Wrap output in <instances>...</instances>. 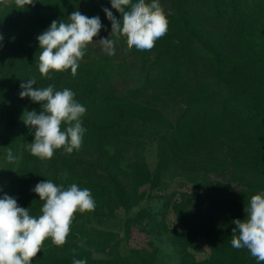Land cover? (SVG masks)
<instances>
[{"label":"trees","instance_id":"obj_1","mask_svg":"<svg viewBox=\"0 0 264 264\" xmlns=\"http://www.w3.org/2000/svg\"><path fill=\"white\" fill-rule=\"evenodd\" d=\"M159 3L168 30L152 50L130 49L124 38L115 51L126 52L130 63L105 54L88 64L84 60L95 54L86 48L74 77L68 69L48 80L38 70L36 38L52 21L67 23L79 11L99 16L111 31L103 9L118 20L120 13L110 0H34L24 10L16 9L14 0H0V148L6 162L9 149L16 157L9 168L15 166L18 206L39 216L43 201L32 189L46 179L65 189L73 183L87 188L95 202L94 210L74 214L62 247L46 239L32 264H73L74 258L86 264H257L231 240L234 221L244 220L251 196L264 191V0ZM136 67L141 87L118 90L116 77ZM33 77V88H69L86 107L79 150L58 149L50 160L30 153L34 129L23 115L39 114L41 104L19 93L20 84ZM170 108L180 111L175 120L163 112ZM146 139L159 144L156 171L145 158ZM214 170L219 173L212 177ZM167 174L183 178L178 186L186 191L179 198L176 191L164 194L160 214L145 209L130 216L150 191L167 185ZM170 215L180 232L170 231ZM135 229L169 235L180 262L162 263L153 242L130 246ZM203 242L210 255L198 260Z\"/></svg>","mask_w":264,"mask_h":264},{"label":"clouds","instance_id":"obj_2","mask_svg":"<svg viewBox=\"0 0 264 264\" xmlns=\"http://www.w3.org/2000/svg\"><path fill=\"white\" fill-rule=\"evenodd\" d=\"M110 3L121 16L118 20L108 8L103 9L111 21L110 34L114 38L94 41L102 28L101 20L99 16L89 18L79 11L72 12L67 23L52 21L37 36L41 50L38 70L42 77L52 80V73L68 69L74 77L87 46L93 42H98L102 50L112 56L115 55L114 45L121 37L130 49L150 51L156 41L166 35L168 20L159 0H151V3L110 0ZM14 5L24 10L34 5V0H14ZM33 85H36L35 77L22 82L19 93L20 98L27 97L41 104L39 114L32 110L23 115L24 123L34 129V140L28 145L30 153L41 160H50L58 149L68 154L79 150L87 131L82 126L86 107L75 99L76 93L69 88L56 90L52 84L43 88H33ZM62 123L66 125L64 130ZM15 159L9 149L8 162ZM32 191L43 201L39 216L30 215L29 208L18 206L11 196L0 198V264H32L49 238L55 246L62 247L67 242L74 214L90 212L95 207L91 191L75 183L65 189L46 179L37 183ZM244 211L246 218L234 221L231 246L247 249L257 264H261L264 262V191L251 196ZM73 264H86V261L74 258Z\"/></svg>","mask_w":264,"mask_h":264},{"label":"rangeland","instance_id":"obj_3","mask_svg":"<svg viewBox=\"0 0 264 264\" xmlns=\"http://www.w3.org/2000/svg\"><path fill=\"white\" fill-rule=\"evenodd\" d=\"M111 31L105 28L102 25V28L99 32V34L94 37V41H99L102 38H114L111 36ZM124 38L121 37L120 40L114 45V47H117L118 43L120 41H123ZM118 48V47H117ZM115 48V49H117ZM87 49L92 50L95 55L90 54L88 56V61L84 60L85 63H92L93 60H96L99 58V56H103L106 53L102 50L101 45L98 42H93L92 44H89L87 46ZM118 61L123 60L125 57L129 60V63L131 62V58L126 56V52L120 51V54L115 51L114 57ZM129 65H127L128 68ZM126 70V69H125ZM143 82L142 75L140 74L139 67H136L134 71H128L127 74H123L121 76L116 77L115 84L118 90L121 92L126 91L131 88H137L141 87ZM164 114L169 117L172 120H175L177 116L179 115L180 111L175 110L174 108H170L168 110L164 109ZM1 114V110H0ZM148 139H146L147 141ZM146 151H145V158L149 165L151 166L153 171H156L159 165V144L157 142H149V140L146 142ZM9 168V162H6L3 160V157L1 155V148H0V198H3L4 195L11 196L17 200V181L16 177L14 175L15 173V166L12 168V170L9 168L8 171H5L2 173L3 169ZM215 171L219 173V170H214L213 172H210V175L212 177L215 176ZM183 180L181 177H177L174 180L170 178V174H167L164 178L166 186L156 189L154 191H150V198L146 199L139 205H137L131 212L130 216L135 215L136 213H139L141 210H149L153 213L160 214L163 209V205L165 202V199H162L164 194L172 193L176 191L178 195L176 197L179 198V196L183 193L182 191H186V188H181L178 186L180 183L179 181ZM234 185V183L232 184ZM192 189V192L195 194L197 193V188L195 185L190 184L187 185ZM205 195V194H204ZM118 214L120 218L125 216V212L123 209L118 210ZM162 217H160L161 219ZM168 224L170 225V231L172 232L174 229L178 232H180V226L176 222V219L174 216L170 215L168 216ZM117 230H119L118 227H116ZM123 235V232H122ZM149 242H153L157 247H159L161 253H160V261L162 263H179L180 262V254L178 252V249L175 248L169 238V235H163V236H157V235H151L147 236L144 232L139 231L138 229H135V232L133 233V238L130 242V246L135 247H145L148 246ZM203 248L205 249L203 253L195 254V257L198 260L206 259L210 255V249H208L207 244L203 242Z\"/></svg>","mask_w":264,"mask_h":264}]
</instances>
